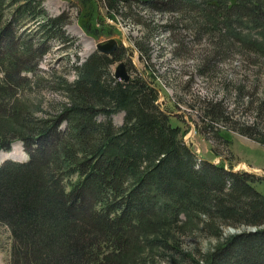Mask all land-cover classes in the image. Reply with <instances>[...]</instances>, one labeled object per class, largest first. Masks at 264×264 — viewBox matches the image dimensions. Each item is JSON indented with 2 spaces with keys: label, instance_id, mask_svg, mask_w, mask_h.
<instances>
[{
  "label": "trees",
  "instance_id": "trees-1",
  "mask_svg": "<svg viewBox=\"0 0 264 264\" xmlns=\"http://www.w3.org/2000/svg\"><path fill=\"white\" fill-rule=\"evenodd\" d=\"M43 1L0 0V97L15 98L12 87L36 82L37 90L50 83L67 98L58 116L48 119L15 107L18 99L5 108L0 98V151L20 140L28 155L0 165V224L10 233V264H132L158 218L176 225L192 220L222 238L199 257L183 252L177 241H164L162 264H264V194L255 186L260 179L199 158L157 103L154 78L137 73L121 80L110 70L124 54L123 47L103 50L112 40L73 65V81L59 77L51 84L47 74L54 71L42 69L41 62L55 43L67 49L74 41L63 28L64 16H50ZM123 1L110 3L118 12ZM137 1L161 13L194 14L198 37L217 31L215 60L220 48L228 52L237 43L264 54L262 44L234 31L235 24L249 22L264 30L261 0ZM212 58L206 65L199 58L198 74L216 71ZM225 82L221 98L204 99L212 121L231 115L230 106L254 86ZM260 104L258 111L264 109ZM120 111L125 115L117 126L113 115ZM15 120L23 132L4 123ZM254 126L241 133L264 144V128L259 136ZM227 227L244 229L223 235Z\"/></svg>",
  "mask_w": 264,
  "mask_h": 264
},
{
  "label": "rangeland",
  "instance_id": "rangeland-1",
  "mask_svg": "<svg viewBox=\"0 0 264 264\" xmlns=\"http://www.w3.org/2000/svg\"><path fill=\"white\" fill-rule=\"evenodd\" d=\"M141 2L124 0L117 12L116 5L111 4L110 0H44L43 6L50 16H64L63 28L74 42L67 49H61L59 47L62 45L55 43L56 46L45 56L40 67L54 71L47 74L51 84L59 77L73 81L76 78L73 65L81 64L102 44L111 40L116 42V47H123L124 54L111 65L113 74L119 63L123 62L129 78L142 73L149 80L155 79L159 89L157 103L172 116V123L181 127L184 142L195 154L215 164L223 163L225 168L233 165L235 170L240 168L241 171L254 174L260 179L255 186L264 194V144L241 133L249 123L257 126H254V132L259 136L258 131L264 128V109H257L260 102L264 108V54L237 43L228 52L220 48V55L215 60L212 58L214 51L220 46L214 42L219 34L217 31L212 32L217 36L211 37L213 39L209 35L212 29H208L209 34L199 33L198 37L194 14L161 13L150 7L143 8ZM137 20H143L144 23L138 24ZM163 24L170 27L165 29ZM249 24H235L234 31H238L243 38L256 40L264 47V30L253 28L251 22ZM13 45L17 46V43L6 46L4 51ZM199 54L202 56L199 57ZM204 57L205 65L211 58L217 64L216 71L205 76L197 71L199 58ZM228 78L243 80L255 87L248 86L245 89V96L240 99V103L234 101L230 106L234 107L233 113L224 116L222 119L225 120L212 121L204 112V99L221 98L227 91L225 80ZM35 85L28 88L29 85L19 83L12 87L15 98L0 97L1 102L7 104L5 108H9L13 100L18 99L14 106H23L29 115L42 119L57 117L67 103L62 90L49 86L50 83L39 90ZM124 115L123 111L113 115L117 126L122 125ZM3 118L8 120V117ZM4 123L17 133L23 132L16 120ZM12 146L10 152H0V163L8 157L19 160L28 158L20 142L16 141ZM152 224L151 231L143 237L147 246L138 250V257L132 264H162L166 260V253L161 255L160 244L164 241H177L183 252L199 257L213 250L222 239L211 233L206 225L192 220L187 224L180 222L176 225L158 218ZM182 225H186L183 227L186 230L181 229ZM243 229L227 227L223 235ZM247 229L254 230L255 227ZM10 244L9 230L0 224V264H10Z\"/></svg>",
  "mask_w": 264,
  "mask_h": 264
},
{
  "label": "water",
  "instance_id": "water-1",
  "mask_svg": "<svg viewBox=\"0 0 264 264\" xmlns=\"http://www.w3.org/2000/svg\"><path fill=\"white\" fill-rule=\"evenodd\" d=\"M116 42H113L112 46L107 48V49H103L105 52L110 53L115 47H116ZM115 76L117 78H123L125 80L129 79V74L128 71L126 69V66L123 62L119 63V65L117 66L116 70H115ZM240 168H236L235 171H238Z\"/></svg>",
  "mask_w": 264,
  "mask_h": 264
},
{
  "label": "bare ground",
  "instance_id": "bare-ground-1",
  "mask_svg": "<svg viewBox=\"0 0 264 264\" xmlns=\"http://www.w3.org/2000/svg\"><path fill=\"white\" fill-rule=\"evenodd\" d=\"M2 154H3V152H2ZM9 154H11V153H5V155H9ZM1 157H2V155H0Z\"/></svg>",
  "mask_w": 264,
  "mask_h": 264
}]
</instances>
